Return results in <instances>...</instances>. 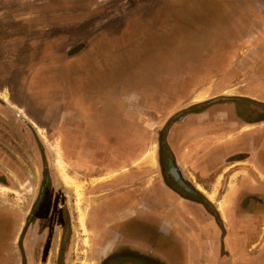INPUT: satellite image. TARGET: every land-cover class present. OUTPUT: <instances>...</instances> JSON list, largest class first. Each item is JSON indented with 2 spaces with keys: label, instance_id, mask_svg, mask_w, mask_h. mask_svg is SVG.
<instances>
[{
  "label": "rangeland",
  "instance_id": "obj_1",
  "mask_svg": "<svg viewBox=\"0 0 264 264\" xmlns=\"http://www.w3.org/2000/svg\"><path fill=\"white\" fill-rule=\"evenodd\" d=\"M254 15L260 19L250 28ZM202 70L207 75L203 80L199 78ZM219 80L225 92L253 89L251 95L264 98V0H0L2 179H9L10 158L23 169L37 171L39 164L30 155L43 150L52 176L64 187L69 210L76 208L82 223L91 204L113 194L99 196L96 187L122 175L135 177L129 187L158 181L160 171L154 161L158 139H166L172 124L184 114L204 109L208 102L190 106V100ZM150 87L156 95H150ZM108 95L109 103L120 95L139 99L133 107L130 104L131 114L124 115L129 122L128 145L116 147L118 157L122 155L123 162L127 158V163L116 169L108 162L114 170L88 163L79 166L71 138L75 131L71 125L63 130V124L76 120L80 100H87L90 108V100ZM150 96L155 103H150ZM95 105L101 109L106 102ZM251 111L260 114L264 108L259 104ZM104 122L107 125L110 119ZM149 152L152 163L144 160ZM108 153L99 155L106 159L111 156ZM84 157L95 158L90 150ZM218 179L222 182V173ZM28 180L36 183L37 178ZM167 180L176 185L171 176ZM229 180L224 178L220 194ZM10 196L9 187L0 185V204L10 203ZM2 218L0 214V237L5 227ZM81 228L76 225L71 233L74 236L60 264L79 260L78 252L85 249L88 237L82 224ZM149 231L153 232L146 227V239ZM255 241H247L242 252ZM174 246L160 237L155 250L174 258L178 257ZM263 249L264 245L258 247L259 252ZM50 253L53 257L47 264H53L56 245L52 244ZM256 260L264 264L263 256Z\"/></svg>",
  "mask_w": 264,
  "mask_h": 264
},
{
  "label": "flooded vegetation",
  "instance_id": "obj_2",
  "mask_svg": "<svg viewBox=\"0 0 264 264\" xmlns=\"http://www.w3.org/2000/svg\"><path fill=\"white\" fill-rule=\"evenodd\" d=\"M163 1L165 3L168 0ZM143 7L146 5L144 4ZM176 79L181 83L180 76ZM139 80L144 81V79L135 81L139 82ZM148 92L152 96L156 95L155 88L150 87ZM164 93L168 95V92ZM133 96L123 99L120 95L112 99V103H109V95L103 96L104 99H89L92 103L90 108L86 106L87 100L79 101L82 106L75 113L76 120L70 124H63V130H70L69 125H71L75 131L71 138L76 143L74 161L79 166L88 163L89 167L94 164L95 167L104 166L113 169L108 162L116 156L118 142H124L125 145L127 143L129 122L124 120V115L131 114L129 108L139 100L138 96ZM152 96H150L151 104L156 101ZM101 100L105 101L106 105L98 109L95 104ZM205 109L184 114L179 122L172 124L166 139H158L155 162L160 177L154 185L129 187L128 183L135 178L133 175H122L119 178L115 175L116 178L109 185L96 187V191L97 188L101 191L99 196L113 193L112 196L106 197L107 200L91 204L88 216L82 223L77 216L78 210L76 208L69 210V202L63 195L64 187L60 186L52 176L43 150L37 149V154L30 155L31 161L39 164L37 171L23 169L16 160L7 159L9 179L4 177L2 179L3 175L0 174V185L9 187L11 196L10 203L0 204V214L5 217L1 220L5 227L0 237V262L47 264V259L53 257L52 253L48 255L53 244L56 245L53 264H60L61 260L64 262L68 242L71 241V236H74L71 233L76 229V225L81 231L82 224L88 237L84 239L85 249L78 252L79 260L74 264H194L189 258L195 255L198 256V264H257V256L264 257V251H258V247L264 245V226L259 227L256 235H244L239 232H241L240 228L245 227L231 225L225 218L229 217L232 221H237L240 215L244 219L253 218L258 212L255 207L264 203V196L238 193L232 212L220 214L216 207L218 203L215 205L210 202L196 186L199 177L190 176L188 171L183 170L177 164L170 149L169 135L172 134V130L174 132L173 127L180 124L186 116L198 115ZM106 118L110 119L107 125L104 122ZM122 137L125 140H121ZM94 138L97 141H92ZM90 147L92 148L89 149ZM88 150L94 153L95 158L84 157V153ZM100 153H108L111 156L105 159L104 156L99 155ZM119 159L114 165L116 169L127 163V158L124 162L123 157L122 161ZM30 172L35 173L36 176ZM95 173L98 174V171L96 170ZM104 176L107 174L96 178ZM169 176L177 186L167 180ZM28 177H36V183L35 180L29 181ZM221 196L222 194L217 195L218 198ZM95 210L97 211L93 214ZM92 214L94 218L91 219ZM189 217L195 221H202L201 233L197 237L190 236L189 240L196 244L192 250L189 249V243L184 245L183 237L176 233L182 218ZM146 227L153 231H149L146 235L147 239ZM160 237L169 239L175 244L174 250L178 257L167 258L166 262L160 260L162 253L155 250ZM238 239H245L244 245L251 239L256 241L242 252L244 245L240 249L235 248ZM247 257L249 258L246 259Z\"/></svg>",
  "mask_w": 264,
  "mask_h": 264
},
{
  "label": "crops",
  "instance_id": "obj_3",
  "mask_svg": "<svg viewBox=\"0 0 264 264\" xmlns=\"http://www.w3.org/2000/svg\"><path fill=\"white\" fill-rule=\"evenodd\" d=\"M259 19V16L254 15L250 21V28ZM219 63L225 65L223 60ZM206 76L202 70L199 78L203 80ZM250 85L251 83L248 87ZM181 87H184L183 84ZM225 89L219 80L196 93L190 100V106L208 102L207 108L205 107L206 109L204 108L205 110L198 115L186 116L180 124L173 127L174 132L172 130V134L169 135V146L177 164L188 171L190 176L199 177L196 186L210 202L215 205L218 203L216 207L220 214L232 212L238 193L264 196V112L253 114L251 111L259 104L264 108V98L251 95L253 89L244 93L237 89L225 92ZM185 91H187L186 88H184ZM242 115H244L243 118ZM123 139L125 140L122 137L121 140ZM128 142L127 131L126 145ZM126 145L118 142V146ZM118 156L116 154L109 162L110 165L114 166L118 158L122 161V155ZM221 173L222 182L226 177L230 180L222 196L218 198L217 195L220 194L224 183L222 184L221 179L215 182V178L218 179ZM213 195V199L210 198ZM221 203L222 208H220ZM255 208L258 212L253 218L244 219L239 214L240 218L237 221H232L229 217L225 220L231 225L245 227L240 228V234L256 235L259 227L264 226V203ZM178 224L179 229H176V233L183 237L184 245L189 243L190 248L189 246L188 248L192 250L196 244L189 240L190 236L197 237L201 233L202 221H195L189 217L182 218ZM237 242L235 248L240 249L245 239H238ZM159 258L161 261H168L164 253ZM189 260L194 264L199 263L197 255L191 256Z\"/></svg>",
  "mask_w": 264,
  "mask_h": 264
},
{
  "label": "bare ground",
  "instance_id": "obj_4",
  "mask_svg": "<svg viewBox=\"0 0 264 264\" xmlns=\"http://www.w3.org/2000/svg\"><path fill=\"white\" fill-rule=\"evenodd\" d=\"M201 97V96H200ZM202 99V98H201ZM153 148V147H152ZM152 155V153H148L147 154V159H146V157L144 158V160L147 162L148 161V163H152L153 162V157L151 156ZM155 161V160H154ZM67 178L65 177V180H66ZM218 181H219V179H218ZM67 182L69 183V184H71L72 182H71V180L70 179H67ZM75 184V183H74ZM78 187V186H77ZM213 197H214V195L213 196H210V198H212L213 199ZM226 198V197H225ZM223 207V204L221 203L220 204V208H222Z\"/></svg>",
  "mask_w": 264,
  "mask_h": 264
},
{
  "label": "water",
  "instance_id": "obj_5",
  "mask_svg": "<svg viewBox=\"0 0 264 264\" xmlns=\"http://www.w3.org/2000/svg\"><path fill=\"white\" fill-rule=\"evenodd\" d=\"M180 186H181L183 189H185L183 185H180Z\"/></svg>",
  "mask_w": 264,
  "mask_h": 264
}]
</instances>
